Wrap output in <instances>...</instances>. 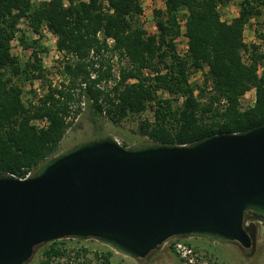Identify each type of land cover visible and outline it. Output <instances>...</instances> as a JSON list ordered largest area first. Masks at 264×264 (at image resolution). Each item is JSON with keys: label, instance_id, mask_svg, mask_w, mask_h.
Listing matches in <instances>:
<instances>
[{"label": "trees", "instance_id": "trees-1", "mask_svg": "<svg viewBox=\"0 0 264 264\" xmlns=\"http://www.w3.org/2000/svg\"><path fill=\"white\" fill-rule=\"evenodd\" d=\"M230 1L165 0V10H154L158 32L146 35L136 24L142 13L140 0H108V10L104 0L38 4L0 0V175L22 178L29 170L34 174L57 154L73 118L82 111L96 125L102 119L118 124L152 106L154 120L142 121L140 132L149 143L161 144L189 145L211 134L241 132L264 123V72L257 73L262 58L259 47L251 45L250 63L243 58V51L249 49L244 41L246 25L264 15V0H240L238 15L227 21L221 8ZM182 10H187L186 57L176 49ZM23 19L35 32L40 33L45 24L57 36L64 57L59 81L49 78L43 67L37 51L39 39L28 42L22 37L33 48L26 63L13 55L11 43ZM258 36L264 38V33L258 31ZM113 58L125 59V63L116 69ZM203 68L208 69L206 84L211 83L215 92H208L205 85L198 95L190 74ZM30 76L44 80L47 87L36 103L28 104L20 82ZM253 87L255 103L242 109L241 97ZM160 90L185 95L182 106L161 99ZM224 98L228 102L222 108L219 104ZM38 117H47L49 125L39 129L32 122ZM249 218L246 213L245 222ZM43 251L40 264H54L64 256L71 260L65 242L53 241ZM74 252L80 259L89 249L82 246ZM112 255L102 250V264H113ZM93 258H99L98 251L86 264Z\"/></svg>", "mask_w": 264, "mask_h": 264}, {"label": "water", "instance_id": "water-1", "mask_svg": "<svg viewBox=\"0 0 264 264\" xmlns=\"http://www.w3.org/2000/svg\"><path fill=\"white\" fill-rule=\"evenodd\" d=\"M264 220V123L189 145L80 142L25 179L0 175V264L88 238L134 259L170 238L203 236L256 248L245 214Z\"/></svg>", "mask_w": 264, "mask_h": 264}, {"label": "rangeland", "instance_id": "rangeland-1", "mask_svg": "<svg viewBox=\"0 0 264 264\" xmlns=\"http://www.w3.org/2000/svg\"><path fill=\"white\" fill-rule=\"evenodd\" d=\"M33 1L38 4L44 0ZM144 1L146 2V5L152 7V10L148 11V18L146 22H142L139 17L136 24L145 30L146 35L149 33L155 34L158 32V27L155 22L154 10H165V0ZM239 2L240 0H232L228 4L224 5L221 8L222 18L227 21H231L235 16H237L239 13ZM186 14L187 10H182L179 15L181 35L176 39V47L180 51H182L185 44L183 32L186 31ZM256 24V34H254L252 30V25L246 28L244 37L249 42L250 46L248 47V50L243 51V58L245 61H250L252 57L250 54L251 52L249 51L253 50L251 47L253 44V36H258V31L264 33V15ZM22 37H24L28 42L34 39H39L37 51L41 57L43 67L47 69V75L49 78L54 79V81H59L64 57L63 54L57 50V36L49 31L45 24L40 33L35 32L30 27L27 20L23 19L18 25L15 38L12 40L14 41L12 53L21 61V63L24 64L30 59L33 48L30 46L28 47L22 41ZM261 38L264 39L263 37ZM124 61L125 59L123 62H119L113 58L116 69H118L121 64H124ZM206 73L207 68L195 71L193 70L191 72L190 80L192 85L196 87L198 95L200 91L199 88L204 87L206 89L205 85H208L206 84ZM20 85L23 91V98L25 102L29 104L30 102L36 103L40 97H37L38 94L36 95L34 87H39L43 92L47 87V82L38 77H31L21 80ZM158 94L161 99H170L174 107L180 108L182 106V94L173 95L166 90H162ZM254 95L255 91L247 92L241 99V106L243 108L250 106L249 102ZM200 100L205 101V98H201ZM146 119L150 121L154 120V108L152 106H149L147 110L141 114L130 116L118 124L113 123L108 119H102L96 125L91 122L86 113L82 111V113L77 115L76 118H73L70 128L60 142L57 154L66 151L80 142L92 140L95 137L101 136H112L122 145H127V147H135L144 143H149L148 137L142 135L140 132V123ZM98 129L102 131L101 134H99L100 131H98ZM96 134L98 135L95 136ZM246 222H249V226H253L252 230L256 234V248L254 251L251 249L243 250L240 245L234 242L215 240L203 236H191L181 239L184 243L189 244L195 250L197 264H264V220L257 219L256 217H250ZM77 240L79 239L73 237L58 239V241L65 242V245L71 249V260L64 256L63 258L54 261V264H77L78 262H80L79 264H86L89 258L95 257L96 251L99 253V258H93L95 260L92 261L91 264H102V250L111 251L113 253L111 259L113 264H184L183 258L171 245L173 242L172 240L165 242L158 250L154 251L148 258L145 259H134L112 246L99 241L98 239L88 238L85 240H79L80 242H77ZM51 243L52 242H49L38 246L33 258L27 264H40L41 260L44 258V247L49 246ZM82 246L87 247L89 252L86 256H82L80 259H77L75 258L74 251Z\"/></svg>", "mask_w": 264, "mask_h": 264}, {"label": "built area", "instance_id": "built-area-1", "mask_svg": "<svg viewBox=\"0 0 264 264\" xmlns=\"http://www.w3.org/2000/svg\"><path fill=\"white\" fill-rule=\"evenodd\" d=\"M141 1V6H142V13L139 15L140 19L142 22H146L147 21V16H148V11H151L152 10V7H149V5H146V2L144 0H140ZM104 4V9L105 10H108V7L110 6L108 0H104L103 2ZM151 4V3H150ZM152 6V4H151ZM150 9V10H149ZM111 12L113 10H110ZM257 19L256 18H252L250 20V22L246 25V28L249 27L250 25H252V30L254 32V34L257 33ZM246 28H245V31H244V36H245V32H246ZM47 29L49 30V28L47 27ZM50 31V30H49ZM152 33H149L148 35H151ZM183 37L185 38V44L183 46V49L182 51H180L179 49H177V53L181 56V57H186L188 54H189V44H188V37L185 35V31L183 32ZM244 41L249 44V42L246 40V38L244 37ZM253 44L257 45L259 47V50L258 52L260 54H262V58H260L258 60V64H257V73L260 75L264 72V39H262L260 36H254L253 37ZM14 44V41H12L11 45L13 46ZM250 46V44L248 45ZM57 47V46H56ZM57 50L59 51L58 47H57ZM253 50L249 51L252 53ZM60 52V51H59ZM61 53V52H60ZM250 53V54H251ZM249 54V53H248ZM247 63H250L251 62V59L250 61H246ZM208 70V69H207ZM191 75V74H190ZM135 79H132L131 81H134ZM190 83H191V80H190ZM35 90L37 91L38 95L40 97L43 96V94L45 93V91H41V89L39 87H34ZM207 90L208 92L212 93V92H215V90L213 89V86L212 84L210 83L207 87ZM162 91V90H160ZM160 91H158V93H160ZM249 91H255V95L254 97L251 99V101L249 102L250 106H252L254 103H255V100H256V90L255 88L253 87L252 89L248 90L247 92ZM246 92V93H247ZM246 93L244 95H246ZM196 94H197V91H196ZM243 95V96H244ZM242 96V97H243ZM241 97V99H242ZM185 99V95H181V100L182 102L184 101ZM206 100V99H205ZM227 99H222L220 101V107L224 108L226 105H227ZM249 107V106H248ZM242 109H245L241 106ZM33 124L36 125L39 129H43V128H46L48 125H49V119L47 117H38V118H34L32 120ZM31 175H33V172L31 170H29L25 177H22L21 179H25L27 177H30ZM246 225H249V222H246ZM173 241L171 243V245L173 246L174 250L183 258L184 260V264H197L196 263V260H197V257H196V253H195V250L193 249L192 246H190L189 244L187 243H184L183 240L181 238H177V237H173V238H170L168 241ZM167 242V241H166Z\"/></svg>", "mask_w": 264, "mask_h": 264}, {"label": "flooded vegetation", "instance_id": "flooded-vegetation-1", "mask_svg": "<svg viewBox=\"0 0 264 264\" xmlns=\"http://www.w3.org/2000/svg\"><path fill=\"white\" fill-rule=\"evenodd\" d=\"M247 215L249 216V217H255L254 216V214H253V212H247ZM251 231H253V230H251ZM254 232V231H253ZM235 243V242H234ZM238 244V243H237ZM239 245V244H238ZM241 247V246H240ZM243 250H245V249H243Z\"/></svg>", "mask_w": 264, "mask_h": 264}, {"label": "clouds", "instance_id": "clouds-1", "mask_svg": "<svg viewBox=\"0 0 264 264\" xmlns=\"http://www.w3.org/2000/svg\"><path fill=\"white\" fill-rule=\"evenodd\" d=\"M245 225H246V222H245ZM248 227H250L249 225H247Z\"/></svg>", "mask_w": 264, "mask_h": 264}, {"label": "crops", "instance_id": "crops-1", "mask_svg": "<svg viewBox=\"0 0 264 264\" xmlns=\"http://www.w3.org/2000/svg\"><path fill=\"white\" fill-rule=\"evenodd\" d=\"M254 36H255V35H254ZM254 36H253V37H254ZM246 40H247V39H246Z\"/></svg>", "mask_w": 264, "mask_h": 264}]
</instances>
